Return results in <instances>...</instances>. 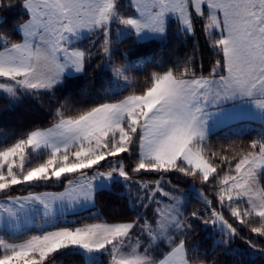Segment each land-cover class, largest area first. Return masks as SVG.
Returning <instances> with one entry per match:
<instances>
[{
	"label": "snow or ice",
	"instance_id": "snow-or-ice-1",
	"mask_svg": "<svg viewBox=\"0 0 264 264\" xmlns=\"http://www.w3.org/2000/svg\"><path fill=\"white\" fill-rule=\"evenodd\" d=\"M37 105L0 130V264H264V0H0V114Z\"/></svg>",
	"mask_w": 264,
	"mask_h": 264
},
{
	"label": "trees",
	"instance_id": "trees-1",
	"mask_svg": "<svg viewBox=\"0 0 264 264\" xmlns=\"http://www.w3.org/2000/svg\"><path fill=\"white\" fill-rule=\"evenodd\" d=\"M17 12L15 10L10 11L8 13L9 18L15 17ZM181 37L178 33L172 32L169 36V42L164 47L163 56L167 62H171L174 60L175 56L178 54H182L184 51L190 50L187 48L183 43H178ZM145 45V48L148 50H155L157 54L160 53V49L162 47L161 42L155 39H146L142 41ZM67 79H75L73 76H68ZM98 93L95 90L89 93L87 99L89 101L94 100ZM35 104V101H33ZM43 116V112L38 110V105L36 109H33L31 112H25L24 110H17L14 113L10 114L9 116L5 117L0 114V130L4 128H19L20 126H26L33 122L40 123V119ZM256 122L254 120H243L236 127L241 128L247 134H252L255 131ZM46 125V121H44ZM118 193L119 189L110 190L107 192L101 199L103 200L104 207L111 211L114 207H118L119 203H123L122 200L118 201ZM221 259L225 260L226 262L231 260V257L222 256ZM83 258L79 255L75 254H67L63 256H58L57 261L58 264H82Z\"/></svg>",
	"mask_w": 264,
	"mask_h": 264
},
{
	"label": "rangeland",
	"instance_id": "rangeland-1",
	"mask_svg": "<svg viewBox=\"0 0 264 264\" xmlns=\"http://www.w3.org/2000/svg\"><path fill=\"white\" fill-rule=\"evenodd\" d=\"M146 39H150V38H146ZM67 76H72V75L69 72ZM241 110L246 114L247 119L254 120V121H259L261 119L260 114L255 110L254 106H252L251 104L242 105Z\"/></svg>",
	"mask_w": 264,
	"mask_h": 264
},
{
	"label": "crops",
	"instance_id": "crops-1",
	"mask_svg": "<svg viewBox=\"0 0 264 264\" xmlns=\"http://www.w3.org/2000/svg\"><path fill=\"white\" fill-rule=\"evenodd\" d=\"M68 77V76H67ZM245 120H250V119H245Z\"/></svg>",
	"mask_w": 264,
	"mask_h": 264
}]
</instances>
